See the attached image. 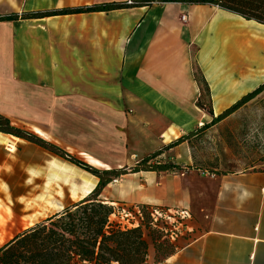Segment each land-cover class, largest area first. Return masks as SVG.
<instances>
[{"label":"crops","instance_id":"obj_1","mask_svg":"<svg viewBox=\"0 0 264 264\" xmlns=\"http://www.w3.org/2000/svg\"><path fill=\"white\" fill-rule=\"evenodd\" d=\"M47 1L25 0L29 5L25 9H47ZM61 18L77 22L68 52L65 44L56 53L44 47L35 51L33 45L23 48L18 44L20 34L14 37L0 31V89L16 90L25 84L27 89L57 90L61 96L72 91L64 99L72 98V105L92 110L105 122V131L97 128L95 139L117 161L102 162L106 169L129 168L196 131L245 94L239 91L242 79L247 78L245 83L257 80L256 84L264 75L261 70L260 76H241L246 69L264 68L247 60L264 44V35L258 36L257 30L264 25L209 4L152 2L108 12L4 21L0 29L11 31L16 25ZM244 64L250 68H242ZM197 69L209 89L212 115L196 105L203 93ZM215 72L222 76L215 78ZM236 91L238 95L233 96ZM216 102L221 105L218 111ZM157 159L175 162L182 169L128 173L120 176L111 196H101L112 204L187 210L185 232L172 243L173 253L154 263L153 245L150 249L147 242V264H264V169L200 171L193 167L187 141Z\"/></svg>","mask_w":264,"mask_h":264},{"label":"rangeland","instance_id":"obj_2","mask_svg":"<svg viewBox=\"0 0 264 264\" xmlns=\"http://www.w3.org/2000/svg\"><path fill=\"white\" fill-rule=\"evenodd\" d=\"M94 1L104 0H48L49 7L40 10L58 9L55 7L65 5H87ZM11 6L17 10L16 13L31 11L25 9L29 6L25 4V0H0V15L12 13ZM75 24L77 22L73 18H61L29 22L16 25L11 31L6 28H1L0 31L11 36L13 34L14 37L20 34L18 44L23 48L33 45L35 51H40L44 47L49 52L55 50L56 53L58 46L65 44L68 52L73 46ZM2 60L0 52V63ZM247 66L244 64L242 68ZM225 68L228 69L226 74H229L231 70L228 63ZM261 70L264 68L246 69L241 76H260ZM195 74L200 79L199 69ZM218 75L222 76L218 72L214 73L215 78ZM245 80L247 78L242 79L241 84H244ZM261 83H264V79L245 88L241 94L248 93V90ZM226 91L229 94L228 89ZM63 94L65 95L62 97L57 90L40 87L27 89L25 84L16 90L0 89V112L13 126L60 147L69 155L99 167L98 169L102 167L106 169L101 164L106 160L112 164L116 163L114 155L107 153L106 148L95 139L98 137L97 128L105 131V122L102 118L96 117L92 110L86 107L72 105V98L64 99L66 94H73L72 91H64ZM63 101L70 105L58 104ZM210 101L203 91L201 104L205 110L210 107ZM230 105H225L222 110ZM2 134H0V245L34 223L79 200L97 182L96 177L80 167L39 146L9 134ZM188 144L193 167L209 174L264 169V91L222 121L204 131H197V135L190 138ZM10 145L14 147L12 152L8 150ZM135 162L127 167H132ZM129 177L132 176L129 174ZM120 180V177L113 180L110 186L102 190L100 197L111 196ZM110 219L121 225L124 222L116 216ZM143 235L151 249L152 243L145 229Z\"/></svg>","mask_w":264,"mask_h":264},{"label":"trees","instance_id":"obj_3","mask_svg":"<svg viewBox=\"0 0 264 264\" xmlns=\"http://www.w3.org/2000/svg\"><path fill=\"white\" fill-rule=\"evenodd\" d=\"M152 2L209 4L244 20L264 25V0H133L131 4H127L126 1L105 2L78 7L12 12L0 15V22L40 19L63 14L108 12L145 6ZM197 81L208 96L205 80L201 77ZM262 91H264V83L242 95L219 115L212 117L209 123H204L196 131L186 133L161 149L144 156L129 169H98L69 155L60 147L13 126L8 118L0 114V133L35 144L97 178L95 186L82 198L34 223L0 245V264H147L148 244L143 229L140 226L125 227L112 221L110 218L115 214L116 207L101 199L102 190L113 180L128 173L180 171L182 169L180 165L169 160H156L157 157L182 142H189L190 138L197 135V131H204L222 121ZM196 105L204 109L200 100ZM206 111L212 115L210 107ZM139 206L143 210L144 228L155 250L154 263L160 262L173 253L172 243L162 231L148 224L149 218L145 207L150 205L139 204Z\"/></svg>","mask_w":264,"mask_h":264},{"label":"built area","instance_id":"obj_4","mask_svg":"<svg viewBox=\"0 0 264 264\" xmlns=\"http://www.w3.org/2000/svg\"><path fill=\"white\" fill-rule=\"evenodd\" d=\"M127 4H131L133 0H125ZM181 20L185 21V16H181ZM116 212L112 216L123 220V226L136 227L140 226L143 230L144 215L142 207L137 204H120L113 205ZM151 226L162 231L168 238V241L174 243L185 232V220L189 217V213L185 209H177L164 206H148L145 207Z\"/></svg>","mask_w":264,"mask_h":264},{"label":"bare ground","instance_id":"obj_5","mask_svg":"<svg viewBox=\"0 0 264 264\" xmlns=\"http://www.w3.org/2000/svg\"><path fill=\"white\" fill-rule=\"evenodd\" d=\"M257 30L260 32V34H258V36H260L261 34L264 35V29L258 28ZM253 47H254V45H253ZM262 47H264V44H262ZM262 47L261 48H256L257 50L256 51H252L251 52V55L247 58L248 61H251L256 66H261V65L264 66V49H262ZM261 79H264V75H262V76L259 77V80H261ZM256 81L257 80H253V81H250V82H247V83L243 84L242 87L239 89V91L241 92L245 88L252 86L253 84H255ZM214 95H215V92H214ZM235 95H238L237 91H236V93L233 94V96H235ZM220 107H221V105H219V103L216 102V104L214 106L215 110L218 111ZM8 148H9L8 149L9 151H13L14 150L13 145H10Z\"/></svg>","mask_w":264,"mask_h":264}]
</instances>
